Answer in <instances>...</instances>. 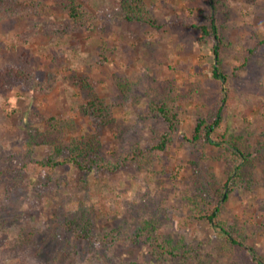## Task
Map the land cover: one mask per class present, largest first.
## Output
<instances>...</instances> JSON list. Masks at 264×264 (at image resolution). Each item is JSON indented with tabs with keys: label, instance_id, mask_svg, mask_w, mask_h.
Returning a JSON list of instances; mask_svg holds the SVG:
<instances>
[{
	"label": "rangeland",
	"instance_id": "374dc122",
	"mask_svg": "<svg viewBox=\"0 0 264 264\" xmlns=\"http://www.w3.org/2000/svg\"><path fill=\"white\" fill-rule=\"evenodd\" d=\"M32 1V0H21ZM48 7L51 0H38ZM92 19L69 34L66 14L49 10L37 17H11L0 21V70L24 69L30 84L0 87V170L10 154L20 152L30 131L44 130L50 117L72 118L76 135L97 132L101 154L113 170L94 168L85 173L71 165L56 169L51 181L44 169L27 171L14 195L22 225L46 231L62 209L80 203L94 206L93 235L101 237L123 221L135 224L149 219L152 209L162 210V232L182 239L193 250L189 264H253L249 252H226L224 236L206 220L195 219L185 200L192 192L191 176L196 168H207L224 182L221 161L201 160L216 149L187 140L200 114L219 100L226 102V121L254 144L264 145V0H226L228 17L220 26L225 43L222 71L228 82L213 78L214 42L197 40L190 26L200 18L202 2L191 0H144L158 28L121 19L120 0H79ZM73 81V83H72ZM133 85L125 100L117 82ZM165 83L176 95L183 122L164 151L154 150L157 137L167 130L147 109L151 87ZM103 98L113 123L98 126L80 113L91 91ZM139 95V96H137ZM227 122L223 123V126ZM140 148L148 154L143 167L124 162V155ZM51 146H37L34 156L45 159ZM264 151V148H263ZM0 184V196L3 195ZM264 165L256 173L251 189L237 188L227 202L223 218L228 224H244L255 235L245 241L264 256ZM147 203L142 208L140 205ZM138 206V210H136ZM19 228L0 225V264H21L5 248ZM86 245L85 242H79ZM99 249V242L95 243ZM116 264H176L151 260V246L128 243L110 248ZM153 259V258H152ZM29 264H38L28 259ZM75 264H97L90 254L77 256Z\"/></svg>",
	"mask_w": 264,
	"mask_h": 264
},
{
	"label": "trees",
	"instance_id": "16d2710c",
	"mask_svg": "<svg viewBox=\"0 0 264 264\" xmlns=\"http://www.w3.org/2000/svg\"><path fill=\"white\" fill-rule=\"evenodd\" d=\"M53 5L48 7L38 1L0 0V21L11 17H37L49 10L57 14H66L69 23L64 32L69 34L76 28L85 26L92 15L79 0H51ZM187 1V0H184ZM202 2L203 11L200 18L190 26L197 32V40L214 42L213 53L215 62L213 78L220 85L228 82V77L222 71V54L224 47L220 26L228 15L226 0H191ZM253 1V0H252ZM121 19L130 23L145 24L158 28L156 19L148 9L144 0H120ZM32 79L24 69L5 67L0 70V87L8 88L15 83L30 84ZM73 83V81H72ZM122 98L132 96L133 85L127 82H117ZM85 88H91L85 83ZM152 94L148 97L147 109L149 115L165 123L167 130L157 137L154 150L164 151L172 143L173 135L179 131L183 122L179 98L165 83H156L151 87ZM139 96V95H137ZM229 95L222 90L221 96L212 107L200 114L196 120L191 136L187 138L193 145L200 144L216 149L212 154L201 155L203 162L221 161L223 163L222 182L219 177L207 168L194 169L191 176L192 192L185 197L195 219L206 220L219 234L224 236L223 247L226 252H249L253 264H264V256L259 255L252 247H246L245 241L255 235L248 231L244 224H228L224 220L225 203L230 194L237 188L251 189L256 184V173L264 165V145H258L244 133H237L230 121H226V102ZM80 113L92 118L98 126L110 125L113 119L105 100L91 91L86 102L79 107ZM226 123L223 126V123ZM44 130H32L20 152L10 154L5 166L0 170V184H3V195L0 196V225L5 227L15 225L19 231L6 248L5 252L11 258H19L21 264H29L28 259L37 260L38 264H75L77 256L90 254L97 264H116L114 257L107 252L121 243L131 246H151V260L158 262L173 261L176 264H189L193 250L185 246L182 239L167 238L162 232V210L152 209L149 219H140L135 224L121 222L108 230L101 237L93 235L94 206L80 203L75 209H62L60 214L51 220V226L45 231H38L32 225H22L14 195L24 181L27 171L41 167L51 181L55 171L61 166L71 165L78 171L88 173L94 168L113 170L102 154V142L99 134L89 132L76 135L77 123L72 118L50 117ZM51 146L52 151L45 159L34 156L37 146ZM123 161L136 163L143 167L148 154L140 148L125 154ZM264 211V200L259 202ZM142 208L147 203L140 205ZM138 210V206L135 207ZM85 242L86 245H80ZM99 242V249L95 243ZM135 264V263H132Z\"/></svg>",
	"mask_w": 264,
	"mask_h": 264
}]
</instances>
